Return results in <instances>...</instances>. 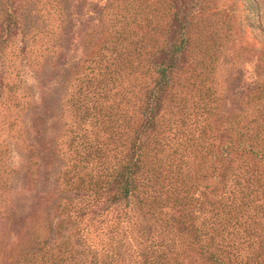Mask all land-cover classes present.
<instances>
[{"label":"trees","instance_id":"obj_1","mask_svg":"<svg viewBox=\"0 0 264 264\" xmlns=\"http://www.w3.org/2000/svg\"><path fill=\"white\" fill-rule=\"evenodd\" d=\"M3 2L0 52L18 24ZM244 2L249 13L257 4ZM179 17L170 11L162 37L132 43L73 100L86 142L49 195L54 218L41 220L46 250L33 264H264V84L237 106L247 115L227 110L193 79Z\"/></svg>","mask_w":264,"mask_h":264},{"label":"rangeland","instance_id":"obj_2","mask_svg":"<svg viewBox=\"0 0 264 264\" xmlns=\"http://www.w3.org/2000/svg\"><path fill=\"white\" fill-rule=\"evenodd\" d=\"M256 1L249 13L244 0H12L18 24L0 52V264H33L46 250L41 220H53L58 199L49 195L63 187L73 145L86 142L73 100L107 61L116 66L136 41L162 37L170 11L187 23L201 76L193 79L247 115L237 106L250 100L249 85L264 84V0Z\"/></svg>","mask_w":264,"mask_h":264}]
</instances>
